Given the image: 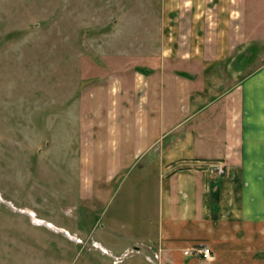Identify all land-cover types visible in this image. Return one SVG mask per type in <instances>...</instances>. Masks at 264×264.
Wrapping results in <instances>:
<instances>
[{
  "label": "crops",
  "instance_id": "obj_1",
  "mask_svg": "<svg viewBox=\"0 0 264 264\" xmlns=\"http://www.w3.org/2000/svg\"><path fill=\"white\" fill-rule=\"evenodd\" d=\"M184 1L192 13L176 16ZM184 1H149L148 17H158L162 29L159 44L150 32L142 50L174 52L177 59L111 75L109 110L93 121L83 145L94 151L83 161L80 196L96 212L95 241L111 252L140 246L137 253L157 260L152 243L165 264H204L184 251L206 243L211 264H264V64L234 84L218 71L233 66L228 55L250 46L247 2L227 7L218 0L220 18L206 22L199 18L202 0ZM126 11L136 15L129 5ZM219 164L221 174L213 168ZM116 194L119 201L102 221L97 212ZM90 224H83V240ZM121 236L128 240L117 246Z\"/></svg>",
  "mask_w": 264,
  "mask_h": 264
},
{
  "label": "rangeland",
  "instance_id": "obj_2",
  "mask_svg": "<svg viewBox=\"0 0 264 264\" xmlns=\"http://www.w3.org/2000/svg\"><path fill=\"white\" fill-rule=\"evenodd\" d=\"M149 1L0 0V264L167 262L152 243L157 259L152 261L132 247L117 253L96 247L101 246L94 239L97 215L80 196L83 161L94 151L83 145L91 139L87 131L93 121L101 122L109 110L106 85L111 75L144 71L136 66L151 60L177 59L174 52L142 50L150 37L159 44L162 29L157 16L148 17ZM202 1L200 19L221 16L218 0ZM239 1L227 0L226 6ZM246 2L250 46L228 55L232 67L218 69L227 84L264 64V0ZM128 5L135 16L127 14ZM177 6L176 16L192 13L186 1ZM229 11L235 10L222 12ZM179 21L183 28L186 23ZM174 23L167 22L169 32ZM119 198L108 196L105 212H97L105 217L102 221ZM41 218L58 228L42 224ZM83 224L89 226L86 240ZM127 240L121 236L115 243L122 246Z\"/></svg>",
  "mask_w": 264,
  "mask_h": 264
},
{
  "label": "built area",
  "instance_id": "obj_3",
  "mask_svg": "<svg viewBox=\"0 0 264 264\" xmlns=\"http://www.w3.org/2000/svg\"><path fill=\"white\" fill-rule=\"evenodd\" d=\"M213 168H216V171L220 174L225 171V167H223L221 164L215 165V167ZM185 253L199 256L204 264H211L214 259L213 251L211 247L206 243H202L192 248L186 249Z\"/></svg>",
  "mask_w": 264,
  "mask_h": 264
},
{
  "label": "bare ground",
  "instance_id": "obj_4",
  "mask_svg": "<svg viewBox=\"0 0 264 264\" xmlns=\"http://www.w3.org/2000/svg\"><path fill=\"white\" fill-rule=\"evenodd\" d=\"M33 215L35 216L34 213H33ZM39 221H40V222H44L45 224L47 223L48 225H51V226H54V227L58 228L57 225H56L55 223H53V222H51V221H48V220H46V219L41 218V219H39ZM42 224H43V223H42ZM68 233L70 234V232H68Z\"/></svg>",
  "mask_w": 264,
  "mask_h": 264
},
{
  "label": "water",
  "instance_id": "obj_5",
  "mask_svg": "<svg viewBox=\"0 0 264 264\" xmlns=\"http://www.w3.org/2000/svg\"><path fill=\"white\" fill-rule=\"evenodd\" d=\"M41 223L45 224L44 222H41ZM45 225L49 226L47 223H46ZM49 227H50V226H49ZM62 232H64V231H62ZM64 233H66L67 235H69L68 232H64ZM70 236H71V235H70ZM135 248H136V249H141L140 246H136ZM108 253H110L109 250H108ZM117 258H118V257H117Z\"/></svg>",
  "mask_w": 264,
  "mask_h": 264
}]
</instances>
